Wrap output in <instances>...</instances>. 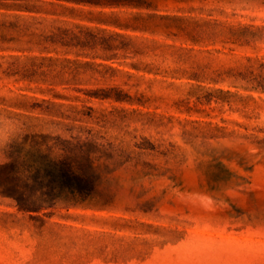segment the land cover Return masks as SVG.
I'll list each match as a JSON object with an SVG mask.
<instances>
[{
    "label": "rangeland",
    "instance_id": "rangeland-1",
    "mask_svg": "<svg viewBox=\"0 0 264 264\" xmlns=\"http://www.w3.org/2000/svg\"><path fill=\"white\" fill-rule=\"evenodd\" d=\"M38 150L95 192L0 190V264H264V0H0V166Z\"/></svg>",
    "mask_w": 264,
    "mask_h": 264
},
{
    "label": "trees",
    "instance_id": "trees-1",
    "mask_svg": "<svg viewBox=\"0 0 264 264\" xmlns=\"http://www.w3.org/2000/svg\"><path fill=\"white\" fill-rule=\"evenodd\" d=\"M82 179L87 186L84 189ZM40 180L47 181L48 192L42 194L45 199L38 203L31 198L33 185ZM95 186L89 175L82 178V153L78 155L69 150L62 160H54L38 150L0 166L1 193L13 198L21 211L39 212L55 207L58 202H63L67 208L82 205V198L84 201L89 198ZM56 190L65 193V197L56 195Z\"/></svg>",
    "mask_w": 264,
    "mask_h": 264
}]
</instances>
